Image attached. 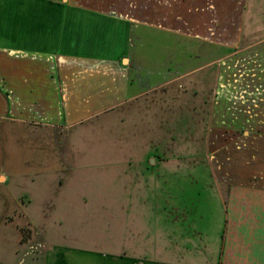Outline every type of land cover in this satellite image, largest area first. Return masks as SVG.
Masks as SVG:
<instances>
[{"label": "rangeland", "instance_id": "obj_1", "mask_svg": "<svg viewBox=\"0 0 264 264\" xmlns=\"http://www.w3.org/2000/svg\"><path fill=\"white\" fill-rule=\"evenodd\" d=\"M51 1L125 23L143 89L61 109L59 128L0 114L2 264H234L233 241L247 255L255 193L264 204V0L187 28L172 0Z\"/></svg>", "mask_w": 264, "mask_h": 264}, {"label": "crops", "instance_id": "obj_2", "mask_svg": "<svg viewBox=\"0 0 264 264\" xmlns=\"http://www.w3.org/2000/svg\"><path fill=\"white\" fill-rule=\"evenodd\" d=\"M231 7L230 0H172V16L175 21L182 16L185 28L194 27V22L203 23L198 15L209 13L216 15L217 23L224 22ZM50 14L56 22L49 28ZM192 15H197L195 20ZM112 17L51 0H0V114L20 111V117L8 120L24 127L51 122L59 128L66 120L58 115L61 109H95L98 94L112 98L118 90L130 97L143 89L135 73L123 67L130 51L129 27ZM139 74L147 73H136V78ZM258 199L255 193L250 202L248 254L233 241L234 264H264V204ZM90 256L85 254L88 261L83 262L78 257L74 264H96ZM107 257L105 264H174L126 253Z\"/></svg>", "mask_w": 264, "mask_h": 264}, {"label": "water", "instance_id": "obj_3", "mask_svg": "<svg viewBox=\"0 0 264 264\" xmlns=\"http://www.w3.org/2000/svg\"><path fill=\"white\" fill-rule=\"evenodd\" d=\"M126 62V61H125Z\"/></svg>", "mask_w": 264, "mask_h": 264}]
</instances>
